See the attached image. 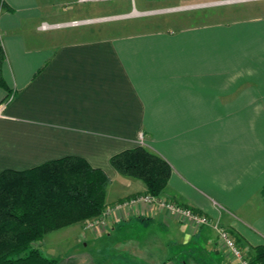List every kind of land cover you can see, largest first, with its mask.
<instances>
[{
	"label": "crops",
	"instance_id": "crops-1",
	"mask_svg": "<svg viewBox=\"0 0 264 264\" xmlns=\"http://www.w3.org/2000/svg\"><path fill=\"white\" fill-rule=\"evenodd\" d=\"M3 1L8 91L0 88V105L12 100L0 117V174L79 157L109 179L108 208L146 194L143 182L110 164L143 146L172 168L161 198L212 221L199 227L138 205L116 211L104 227L47 234L43 254L49 235L64 231L85 251L58 264H242L220 241L217 222L246 258L264 247L263 2L179 32L101 30L88 38L41 25L217 0H99L75 9L65 6L72 0Z\"/></svg>",
	"mask_w": 264,
	"mask_h": 264
},
{
	"label": "trees",
	"instance_id": "trees-1",
	"mask_svg": "<svg viewBox=\"0 0 264 264\" xmlns=\"http://www.w3.org/2000/svg\"><path fill=\"white\" fill-rule=\"evenodd\" d=\"M5 59L0 39V88L8 91L2 74ZM110 164L120 176L143 182L146 194L157 198L172 175L169 163L143 146L113 156ZM108 183L103 171L75 156L1 173L0 264H58L38 244L53 231L100 217L107 209ZM248 260L264 264V247L255 248Z\"/></svg>",
	"mask_w": 264,
	"mask_h": 264
},
{
	"label": "rangeland",
	"instance_id": "rangeland-1",
	"mask_svg": "<svg viewBox=\"0 0 264 264\" xmlns=\"http://www.w3.org/2000/svg\"><path fill=\"white\" fill-rule=\"evenodd\" d=\"M97 1L99 0H92L87 3H96ZM136 2L137 4H139V0H136ZM262 2L264 3V0H217L212 2H187L179 5H169L166 7L153 9L145 13H140L138 16H132L131 14H133L134 12H131L128 14L108 13L103 17L95 18L84 17L85 19L75 21L88 20L93 22L83 23L77 26L63 27V29H67V31H80L81 33H83L81 37H86L87 35L88 38H92V36L96 34V31L98 32L101 30L104 31V34L106 33L112 35L118 33L132 34L137 32L148 33L158 31L179 32L181 30L211 24L213 22L229 20V17L227 16L228 13L231 11H235L236 9H238V7H244L245 5V7H249L250 5H255L256 3ZM129 3L132 4V1H130ZM85 4L86 3H77L76 0H72L69 3H66L65 6L67 9H75L77 7L83 8V5ZM107 5L109 7L106 6V8L110 9L112 4L108 3ZM77 16H79V14ZM71 22L73 21L60 24H67ZM4 103H2V105ZM133 197H130L128 199H131ZM97 219H89L78 224H81L85 229L93 230L95 226L94 224L97 222ZM64 233V231H60L57 232V234L49 235L48 244L46 246V248H48V251H46V249L43 250L44 254H46L47 257L52 256L54 259L61 261L72 257L79 252L85 251V248H83L82 246L75 248L74 240L69 236H66V233ZM60 235H62L61 239H54L55 237H58ZM89 252L92 255H96L95 253L98 251L89 250Z\"/></svg>",
	"mask_w": 264,
	"mask_h": 264
},
{
	"label": "built area",
	"instance_id": "built-area-1",
	"mask_svg": "<svg viewBox=\"0 0 264 264\" xmlns=\"http://www.w3.org/2000/svg\"><path fill=\"white\" fill-rule=\"evenodd\" d=\"M3 1V0H2ZM1 1V2H2ZM77 3H87L92 0H76ZM2 7L0 6V13L2 11ZM90 21H73L71 23L67 24H57V25H50L48 23H43L41 25L42 30H49L53 29L56 27H70V26H77L83 23H89ZM12 100V97H10L3 105L0 106V117L3 116V111L6 108L7 104ZM140 142H144V136L141 135L140 137ZM138 205H149V206H155L158 209L166 210L168 213L175 215V216H180L183 217L184 219H187L194 223L197 226H207L212 223L211 219L208 218L205 215L200 214L199 212H196L192 209L183 207L179 204H176L171 201H167L163 198H157L153 197L149 194L145 195H140V196H135L131 199L125 200L124 202L118 203L115 206H112L104 211V213L98 217L97 222L94 224V228L98 227H104L107 223L108 217H111L116 211L124 210V209H129L131 207H135ZM215 229H217L219 239L228 250L242 262V264H249L248 258L245 257L241 249L238 247L236 241L233 239L231 236L230 232L219 226V223L214 224Z\"/></svg>",
	"mask_w": 264,
	"mask_h": 264
}]
</instances>
